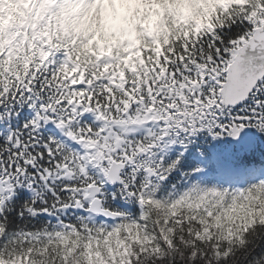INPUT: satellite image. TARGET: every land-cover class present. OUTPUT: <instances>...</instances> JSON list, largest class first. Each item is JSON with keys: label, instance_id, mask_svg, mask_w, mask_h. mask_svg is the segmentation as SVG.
Listing matches in <instances>:
<instances>
[{"label": "snow or ice", "instance_id": "obj_1", "mask_svg": "<svg viewBox=\"0 0 264 264\" xmlns=\"http://www.w3.org/2000/svg\"><path fill=\"white\" fill-rule=\"evenodd\" d=\"M0 264H264V0H0Z\"/></svg>", "mask_w": 264, "mask_h": 264}, {"label": "rangeland", "instance_id": "obj_2", "mask_svg": "<svg viewBox=\"0 0 264 264\" xmlns=\"http://www.w3.org/2000/svg\"><path fill=\"white\" fill-rule=\"evenodd\" d=\"M15 12V4L13 3V5H9L6 6L5 8V12ZM116 23V19L114 17H112L111 15H103V16H97L94 18L93 21V27L94 28H98V29H110L112 27V25ZM123 27V25H122ZM110 38L112 39L110 33H106L105 31H100L96 33L95 39L97 41H107Z\"/></svg>", "mask_w": 264, "mask_h": 264}, {"label": "bare ground", "instance_id": "obj_3", "mask_svg": "<svg viewBox=\"0 0 264 264\" xmlns=\"http://www.w3.org/2000/svg\"><path fill=\"white\" fill-rule=\"evenodd\" d=\"M128 14H129V12H128V8L127 7H124V8L120 9L119 18H120V21H121V27H122L124 18L127 17Z\"/></svg>", "mask_w": 264, "mask_h": 264}, {"label": "clouds", "instance_id": "obj_4", "mask_svg": "<svg viewBox=\"0 0 264 264\" xmlns=\"http://www.w3.org/2000/svg\"><path fill=\"white\" fill-rule=\"evenodd\" d=\"M114 39V38H112ZM103 44H104V41H100V45H101V49L103 50Z\"/></svg>", "mask_w": 264, "mask_h": 264}]
</instances>
